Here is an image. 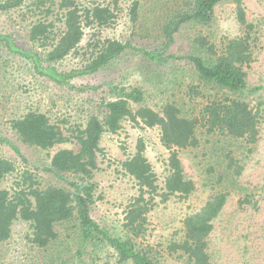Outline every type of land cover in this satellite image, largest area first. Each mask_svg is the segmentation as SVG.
Listing matches in <instances>:
<instances>
[{
    "label": "trees",
    "instance_id": "16d2710c",
    "mask_svg": "<svg viewBox=\"0 0 264 264\" xmlns=\"http://www.w3.org/2000/svg\"><path fill=\"white\" fill-rule=\"evenodd\" d=\"M27 1L0 0V11H15ZM158 1V4L162 3ZM167 1H171L170 6L167 4V9L162 11L156 31L158 42L150 49L133 43L140 24V0H133L128 9L132 29L130 37L104 35L120 19V0L91 4L86 0H36L33 6L45 16L30 27L28 36L30 41L43 47L42 51L23 48L11 36L0 34V45L30 59L39 73L60 83L97 73L129 50L139 52L154 62L171 60L181 64L183 61L182 66L192 77L186 86L189 97L205 98L207 87L224 89L237 96L207 98L199 113L188 117L182 114L176 102L168 101L160 110H155L143 105L145 93L140 87L115 86L111 90L116 98L103 102L104 110L90 114L86 123L72 128L69 135L61 126L52 123L47 114L39 111L29 110L11 120L12 130L29 147L49 150L56 145L73 142L76 148L58 150L44 168L60 182L42 184L27 170L16 182L13 192L4 188L2 182L16 170L15 162L0 156V243L11 239L14 222L20 219L31 223L30 242L38 248H46L59 236L57 225L76 220L83 242L110 247L114 250L117 264H160L161 252L145 241L149 216L160 203H166L172 197L185 200L196 190L195 183L185 176L181 152L199 146L198 130L203 128L209 134L257 142L262 123L260 108L255 109L238 97L248 91V69L254 61L257 47L256 27L248 19L245 1ZM222 4L234 8L236 22L242 31L239 35L217 40L213 31L217 23V7ZM55 8L62 15L64 29L60 33L56 30L55 21L49 20ZM89 30L95 32L83 53L81 45ZM147 31H143V35ZM185 31L192 35L190 51L183 55L170 52ZM72 55L80 57L81 68L59 73L55 65ZM124 121L137 129L159 130L160 143L169 153L168 175L161 188L146 156L147 140L143 135L138 137L132 154L128 153L126 142L121 144L122 151L128 155L122 168L134 179L136 194L129 199L124 210V236L116 237L104 231L91 212L99 198L95 180L99 158L105 156L101 139L106 133L116 134ZM0 141L5 142L2 138ZM226 156V168L234 176H240L244 171L243 165L232 153ZM229 196L228 190L218 191L199 210L187 214L182 221V236L167 246L168 253L180 252L191 264H213L209 252L210 239Z\"/></svg>",
    "mask_w": 264,
    "mask_h": 264
},
{
    "label": "rangeland",
    "instance_id": "374dc122",
    "mask_svg": "<svg viewBox=\"0 0 264 264\" xmlns=\"http://www.w3.org/2000/svg\"><path fill=\"white\" fill-rule=\"evenodd\" d=\"M35 1L28 0L12 12L0 11V34L11 36L23 48L42 51L43 47L30 41L28 36L30 27L45 16L33 6ZM103 1L108 0H86V3ZM132 1L120 0V19L104 35L114 38L131 36L128 9ZM160 1L162 3L158 4V0H140V24L136 36H133L137 47L150 49L157 44L160 15L171 2L165 0V4ZM244 1L248 19L256 27L257 47L254 61L248 69V91L238 97L255 109L260 108V135L257 142L249 143L209 134L203 128L198 130L199 146L181 152L185 176L195 183L196 190L185 200L172 197L168 202L160 203L149 216L145 241L161 252L160 264H191L180 252L169 254L167 246L181 238L184 217L199 210L221 190L230 191V196L210 239L209 252L213 264H264V0ZM61 17L57 8L49 17L55 21L58 33L64 29ZM216 17L215 39L241 33L231 5L218 6ZM146 30V35H143ZM94 32L88 31L81 52L87 51V42ZM190 34L185 31L180 35L170 52L178 55L189 52ZM180 62H154L139 52L128 50L97 73L60 83L39 73L30 59L0 45V138L5 140L0 141V156L12 159L16 166V170L5 177L2 186L13 192L16 182L27 170L42 184L60 182L44 168L58 150L76 148L73 142L59 144L49 150L23 144L12 130L10 121L29 110L47 114L52 123L61 126L69 135L72 128L83 126L90 114L104 110L103 102L116 98L111 90L115 86L140 87L145 93L143 105L155 110H160L168 101L176 102L182 114L188 117L197 115L207 98L237 97L224 89L210 87L205 88V98L187 96L186 86L192 77L182 66L183 61ZM55 66L59 73H67L81 68L82 61L77 55H72ZM142 135L147 140L146 156L162 188L168 175L169 153L160 143L158 129H137L124 121L116 134L106 133L100 142L105 156L99 158L95 178L99 198L91 213L98 225L112 236H124V210L129 199L136 194L134 179L122 168L128 155L122 151L121 144L126 142L128 153L132 154L138 137ZM228 153L243 165L244 171L240 176H234L226 168ZM57 231V240L46 248H38L29 240L31 223L16 220L11 239L0 243V264H117L114 250L110 247L83 242L78 221L57 225Z\"/></svg>",
    "mask_w": 264,
    "mask_h": 264
}]
</instances>
